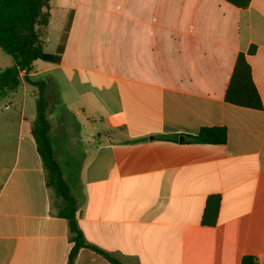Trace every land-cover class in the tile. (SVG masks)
<instances>
[{
  "label": "crops",
  "instance_id": "1",
  "mask_svg": "<svg viewBox=\"0 0 264 264\" xmlns=\"http://www.w3.org/2000/svg\"><path fill=\"white\" fill-rule=\"evenodd\" d=\"M49 12L44 49L65 36L61 62L29 77L54 85L51 137L60 165L71 151L61 167L87 243L125 264H264V0H50ZM240 53L262 110L225 99ZM37 97L25 82L0 96V264H68L74 246L33 134ZM205 127L227 143L185 142ZM74 264L112 263L81 248Z\"/></svg>",
  "mask_w": 264,
  "mask_h": 264
},
{
  "label": "trees",
  "instance_id": "2",
  "mask_svg": "<svg viewBox=\"0 0 264 264\" xmlns=\"http://www.w3.org/2000/svg\"><path fill=\"white\" fill-rule=\"evenodd\" d=\"M239 8H246L251 0H226ZM50 0H0V48L9 55L13 64L0 70V96L17 91L25 82L38 91L37 119L33 134L38 152L46 170L47 186L53 191L59 216L66 219L74 243L70 251L68 264H74L81 248H89L105 257L112 264H125L112 254L103 251L85 240L76 218L77 203L65 178L63 168L57 160L51 137V120L49 96L54 91L50 80H32L36 61L59 64L64 52L65 40L55 54L44 49V36L50 21ZM253 52V49L251 50ZM24 74V77H22ZM225 99L235 106L262 110L263 101L253 80L252 68L244 53L237 57L234 71L226 90ZM185 142L193 144L225 145L227 129L224 127H205L197 135H185ZM221 196L208 197L202 215L201 224L214 227L218 223ZM242 264H259L257 258L246 255Z\"/></svg>",
  "mask_w": 264,
  "mask_h": 264
},
{
  "label": "rangeland",
  "instance_id": "3",
  "mask_svg": "<svg viewBox=\"0 0 264 264\" xmlns=\"http://www.w3.org/2000/svg\"><path fill=\"white\" fill-rule=\"evenodd\" d=\"M0 58H1V60H0V70L3 69V68L9 67V66L5 65L7 63H5L4 60L5 61H6V59L11 60L12 58L9 55H7L1 48H0ZM36 63L44 64L45 62L44 61H36ZM23 76H24V74H22V77ZM49 100H50V103L52 105L53 102H54V96L52 94L49 96ZM59 112H60V107L57 106V109L54 112L52 111V112L49 113V115H48L49 119L53 120V122H54V120H55V118H56V116H57V114ZM56 147H57V145H56ZM59 153H60V155L58 157L59 161L61 162V165L64 166V168L66 170V165H65V163L63 161L64 160L63 158L65 156V157H67V159H69L71 157V151L70 150H68V151L62 150ZM66 172L68 174V171H66Z\"/></svg>",
  "mask_w": 264,
  "mask_h": 264
}]
</instances>
